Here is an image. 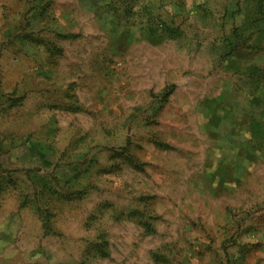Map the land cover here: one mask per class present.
Listing matches in <instances>:
<instances>
[{"label": "rangeland", "instance_id": "374dc122", "mask_svg": "<svg viewBox=\"0 0 264 264\" xmlns=\"http://www.w3.org/2000/svg\"><path fill=\"white\" fill-rule=\"evenodd\" d=\"M261 11L0 0V264H264Z\"/></svg>", "mask_w": 264, "mask_h": 264}, {"label": "trees", "instance_id": "16d2710c", "mask_svg": "<svg viewBox=\"0 0 264 264\" xmlns=\"http://www.w3.org/2000/svg\"><path fill=\"white\" fill-rule=\"evenodd\" d=\"M262 10V9H261ZM261 16H262V19H264V14L262 15V11H261Z\"/></svg>", "mask_w": 264, "mask_h": 264}]
</instances>
